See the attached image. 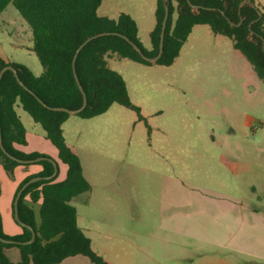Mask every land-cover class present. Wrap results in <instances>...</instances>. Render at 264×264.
<instances>
[{
  "label": "rangeland",
  "instance_id": "374dc122",
  "mask_svg": "<svg viewBox=\"0 0 264 264\" xmlns=\"http://www.w3.org/2000/svg\"><path fill=\"white\" fill-rule=\"evenodd\" d=\"M255 1L264 6V0ZM156 3L103 0L98 13L111 18L132 13L142 43L150 48ZM32 45L30 25L9 4L0 13V52L40 74L43 66ZM108 62L124 77L130 100L140 113L114 103L93 118L71 115L65 125L70 142L80 136L77 149H72L91 184L71 203L96 252L113 259L116 249L128 251L133 228H156L154 200L168 183H182L168 192L186 201L240 197L264 205V77L256 74L230 37L198 24L169 66L116 54ZM16 109L29 131L24 147L54 150L58 158L42 125L20 103ZM58 165L57 181L65 180L68 166L61 160ZM129 185L136 186L137 193ZM140 199L145 203L139 204ZM139 205L144 220L137 217ZM4 251L10 258L13 254L21 258L16 246Z\"/></svg>",
  "mask_w": 264,
  "mask_h": 264
},
{
  "label": "trees",
  "instance_id": "16d2710c",
  "mask_svg": "<svg viewBox=\"0 0 264 264\" xmlns=\"http://www.w3.org/2000/svg\"><path fill=\"white\" fill-rule=\"evenodd\" d=\"M103 0H0V13L13 4L32 30V49L39 58L43 70L40 74L26 64L4 59L0 56V71L13 65L21 80L31 91L25 89L11 70L0 80V124L3 144L7 152L20 159H32L48 155L25 152L18 145L27 144V129L16 105L21 104L40 123L47 138L58 149L59 159L67 164V177L57 181L43 179L29 184L19 198L18 211L22 221L31 225L37 235L30 244L4 243L0 241V264H56L64 259L83 254L96 264H109L93 249L91 239L78 224V212L71 201L91 189L82 173L80 157L68 145L63 123L71 116L44 106L36 96L49 106H65L77 109L83 104L73 68V58L79 45L88 37L105 31L119 32L129 37L148 57L159 52L162 23L165 16V0H157L156 24L151 32V48L139 37L137 21L126 12L117 18L102 16L98 9ZM255 3L256 6L250 3ZM191 2V3H190ZM168 0L169 16L164 37V50L155 61L144 59L133 45L122 36L110 34L89 41L76 59V72L86 92L88 103L77 115L93 118L109 110L114 103L125 105L140 113V108L130 100L124 77L109 66L108 58L116 54L143 64L169 66L197 24H207L215 34L230 37L234 47L240 50L253 66L256 74L264 77V6L255 0ZM242 4V5H241ZM198 6L195 8L194 6ZM261 14V15H260ZM38 164L39 172L27 175L18 185L19 189L35 176H48L54 171L49 160L21 163L9 157L0 147V165L13 178L20 165ZM34 204H39V221ZM14 212V202L12 204ZM16 220V219H15ZM18 223V221L16 220ZM19 224V223H18ZM20 225V224H19ZM22 231L8 235L3 230L0 213V235L6 239L27 241L30 229L21 225ZM16 246L21 260L12 262L4 249Z\"/></svg>",
  "mask_w": 264,
  "mask_h": 264
},
{
  "label": "crops",
  "instance_id": "0c3cea01",
  "mask_svg": "<svg viewBox=\"0 0 264 264\" xmlns=\"http://www.w3.org/2000/svg\"><path fill=\"white\" fill-rule=\"evenodd\" d=\"M130 15L136 18L132 13ZM0 56L32 68L24 61L9 58L4 52H0ZM69 119L70 117L63 123V131L68 145L75 151L80 136H75L72 142L68 140L65 125ZM24 146L18 145L25 152L34 151V148L26 149ZM56 150L58 152L57 148ZM42 153L51 155L59 163V155L57 158L54 150ZM41 169L38 164L20 165L16 167L15 176L11 178L0 165V213L3 228L10 235L22 231L21 225L15 220L12 208L17 187L27 175ZM179 185L182 183H168L163 186L167 187V190H163L160 196L155 197L159 225L156 228H133L127 239L128 251L127 247L122 250L116 249L113 259L107 256L104 258L109 264H264V205L249 203L240 197H205L186 201L185 198L170 195L168 192L169 187L178 188ZM129 189L137 193L136 186L129 185ZM138 203H145L144 199H140ZM138 207L137 217L144 220L142 207L141 205ZM34 208L39 221L40 205L34 204ZM147 217L149 220L150 217L148 215ZM7 256L15 263L21 260L15 259V254L14 258H10L8 254ZM56 264L96 263L89 257L79 254Z\"/></svg>",
  "mask_w": 264,
  "mask_h": 264
},
{
  "label": "water",
  "instance_id": "95a60500",
  "mask_svg": "<svg viewBox=\"0 0 264 264\" xmlns=\"http://www.w3.org/2000/svg\"><path fill=\"white\" fill-rule=\"evenodd\" d=\"M165 1H166V4H165V16H164L163 23H162V30H161V35H160L159 52H158V54H157L155 57H148L147 55H145V54L143 53V51L141 50V48H140L137 44H135L133 41H131V40L129 39L128 36H126V35H124V34H122V33L105 31V32H100V33L94 34V35L88 37L87 39H85V40L79 45V47L77 48V50H76V52H75L74 58H73V68H74L75 77H76V79H77V83H78V85H79V88L81 89V91H82V93H83V104H82L79 108H77V109H70V108L65 107V106H49V105H47L45 102H43V100H41V98H39L38 96H36L37 99H38V100H39L44 106L48 107L49 109L56 110V111H64V112L69 113L70 115L78 114V113H80V112L86 107V105H87V103H88V98H87L86 92L84 91L83 86L81 85V82H80V80H79V78H78V75H77V72H76L75 64H76V59H77V57H78V54H79V52L83 49V47H84L89 41H91L92 39L97 38V37H99V36L110 35V34H115V35L122 36L123 38H125L126 40H128V41L133 45V47H134V48H135V49L141 54V56H142L144 59L149 60V61H152V62L157 61V60L161 57V55H162V53H163V50H164V37H165V30H166L167 20H168V16H169V5H168V3H167L168 0H165ZM188 1L190 2V0H188ZM190 3H191V2H190ZM244 3H250L251 5L256 6L255 3L250 2V1H244V2H242V4H244ZM242 4H241V5H242ZM194 7H195V8H198V6H196V5H195ZM260 15H261V14H260ZM7 70H11V71H13L14 74H15V76H16V78H17V80H18V82H19V83H20L25 89L29 90L30 92H32V93L34 94V92L31 91V90L29 89V87H28V86H27V85L21 80V78L19 77V74H18L17 69H16L13 65H11V64L6 65V66H4V67L1 69V71H0V80H1V78H2V76H3V74H4ZM0 147H1V149H2V150H3V151H4L9 157H11V158H13V159H15V160H17V161H19V162H21V163H35V162H38V161H41V160H49V161H51V162L53 163V165H54V171H53V173H52L51 175H48V176H35V177L29 179L26 183H24V185L19 189V191H18V193H17V195H16V198H15V200H14V215H15V219L18 221V223H19L20 225H22L23 227H26V228H28V229L31 230V232H32V236H31V238H30L29 240H27V241H20V240L6 239V238H4V237H2V236L0 235V241H2V242H4V243L30 244V243H32V242L36 239V235H37V233H36L35 229H34L31 225L25 223L24 221H22V220L20 219L19 211H18L19 198H20V196H21L23 190H24L29 184H31V183H33V182H36V181H39V180H43V179H52V178H54V177L58 174V172H59L58 161H57L56 159L52 158V157H47V156H39V157L32 158V159H20V158H17V157H15V156L11 155L9 152L6 151V149H5V147H4V144H3L2 132H1V124H0Z\"/></svg>",
  "mask_w": 264,
  "mask_h": 264
}]
</instances>
